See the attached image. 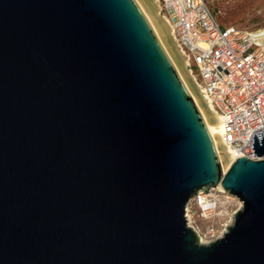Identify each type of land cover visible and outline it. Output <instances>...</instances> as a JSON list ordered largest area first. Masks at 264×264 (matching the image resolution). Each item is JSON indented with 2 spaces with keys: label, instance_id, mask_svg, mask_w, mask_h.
I'll return each mask as SVG.
<instances>
[{
  "label": "water",
  "instance_id": "1",
  "mask_svg": "<svg viewBox=\"0 0 264 264\" xmlns=\"http://www.w3.org/2000/svg\"><path fill=\"white\" fill-rule=\"evenodd\" d=\"M258 159L215 130L136 0H0V264H264ZM243 208L204 244L187 202Z\"/></svg>",
  "mask_w": 264,
  "mask_h": 264
},
{
  "label": "built area",
  "instance_id": "2",
  "mask_svg": "<svg viewBox=\"0 0 264 264\" xmlns=\"http://www.w3.org/2000/svg\"><path fill=\"white\" fill-rule=\"evenodd\" d=\"M159 1L189 69L220 119L224 142L235 160L258 159L252 143L254 134L264 131V25H221L206 0ZM205 196L198 191L185 207L188 225L199 236L200 228L191 221L192 207L209 220L219 206L216 194L208 196V205ZM217 228L214 223L206 227L213 241L221 237Z\"/></svg>",
  "mask_w": 264,
  "mask_h": 264
},
{
  "label": "rangeland",
  "instance_id": "3",
  "mask_svg": "<svg viewBox=\"0 0 264 264\" xmlns=\"http://www.w3.org/2000/svg\"><path fill=\"white\" fill-rule=\"evenodd\" d=\"M206 2L216 13L221 25H235L248 29L264 25V0H206ZM213 193L219 199L216 216L209 220L203 219L199 216L197 208L192 207L191 221L200 228L203 237V241L201 239L200 241L204 244L213 241L206 231L207 225L214 223L215 227L218 226L216 234L223 236L228 227L233 225L235 214L243 208L242 201L229 192L214 190Z\"/></svg>",
  "mask_w": 264,
  "mask_h": 264
},
{
  "label": "bare ground",
  "instance_id": "4",
  "mask_svg": "<svg viewBox=\"0 0 264 264\" xmlns=\"http://www.w3.org/2000/svg\"><path fill=\"white\" fill-rule=\"evenodd\" d=\"M136 2L138 3L141 10L143 11L146 18L148 19L155 34L157 36H160L165 42L169 52L174 57L176 63L181 69L183 75L185 76L195 96L202 103L208 115V118L215 130V135H216L220 155H221L223 164L226 168L223 173H226V171L229 169L231 164L234 162L235 155L231 153V150L227 147L226 143L224 142L223 130H222L220 119L218 115L212 110L194 74L189 69L187 57L183 53V50L178 45V43L176 42L173 36L171 23L169 22L167 17L161 12L160 1L159 0H136ZM214 190L225 192V189L221 186V184H218L212 187V190L209 193H205L207 205L210 203L208 196L212 195L213 194L212 191ZM199 237L203 241L202 235H200Z\"/></svg>",
  "mask_w": 264,
  "mask_h": 264
}]
</instances>
